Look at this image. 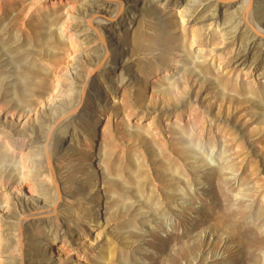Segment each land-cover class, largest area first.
Masks as SVG:
<instances>
[{
	"label": "rangeland",
	"instance_id": "1",
	"mask_svg": "<svg viewBox=\"0 0 264 264\" xmlns=\"http://www.w3.org/2000/svg\"><path fill=\"white\" fill-rule=\"evenodd\" d=\"M61 1L0 0V264H264V36L243 0L217 20V0Z\"/></svg>",
	"mask_w": 264,
	"mask_h": 264
},
{
	"label": "bare ground",
	"instance_id": "2",
	"mask_svg": "<svg viewBox=\"0 0 264 264\" xmlns=\"http://www.w3.org/2000/svg\"><path fill=\"white\" fill-rule=\"evenodd\" d=\"M103 1H104V3L106 2V0H103ZM131 1L135 4V2L137 0H131ZM163 1H164V4H169L170 3V4H177V5H179V4L183 3V2H185L186 0H163ZM232 1H235V0H232ZM61 2H63V1H61ZM120 3H121L120 1H117V2H115L113 4V6H114L113 9L115 11L114 14H113V16H115V17L117 15H119L121 13V11H122V6H121L122 4H120ZM254 3H255L254 0H243V8H244L243 11H245L246 8H248V9L246 10V12H243L242 13V16H241L242 22L239 19V21L242 23V27H243V28L242 27L241 28L247 31L248 37H250V38H251L252 35L264 36V33H259V30L260 29H263L264 30V28H262V26L260 25V23L255 19V16H253V14H254L253 9L255 8L254 7ZM70 4H71V2H70ZM224 5H228V2L226 0H217V2L214 3V5L212 7L213 14L211 16L213 19L217 20V17L219 15V9L222 6H224ZM107 11L108 10L105 9V8H99L98 9V12L93 16V24L102 25L103 23H105L107 21V19L109 18V17L106 16V12ZM98 29H100V28H98ZM249 46L248 45H245V46L239 48V52H238L237 56H238V58H241V61L243 63H245V61H247V55L249 53ZM100 61H101V59L98 58L96 60V64H98ZM72 81L74 83H76V84L79 83V80H77L74 77L72 78ZM72 85H74V84H72ZM72 88H73V86H72ZM81 97H82V100L81 99H80L81 101L78 100L76 106H83L84 105L85 96L82 95ZM86 196L87 197H85V198H87V199L90 197V196L88 197V193L86 194ZM50 201L51 202L49 204H47L45 206H40L39 208L36 207V208L32 209V211H30L29 213L25 214L24 216L25 217H28V218L29 217L30 218H33V217L35 218L37 215H44V217H45L47 214H50V213H53V212H57V209L59 208V206L61 204L60 203V199H58V200L53 199V200H50ZM85 201H87V200H85ZM87 202H89V201H87ZM46 203H48V202H46ZM92 204H93L92 203V200H90L89 205H92ZM13 207H15V205H13ZM23 221H24V218L21 219V222H23ZM14 225L16 226L15 229L18 230V231H20L21 225H19V223L17 224V222L14 223ZM48 230H49V234L51 235L52 239L55 241V244L59 248L58 252H61V251L63 252L65 250L64 245L67 244L66 241L68 240L67 239V236H66L67 234L65 235L64 232L62 234L59 233L58 230H54L53 229V226L52 225H50V227H49ZM70 234H68V235H70ZM1 244H3V243L1 242V239H0V245ZM38 247L40 248V244L38 245ZM187 256H188L187 251L180 249V250H178L177 255H173V256H170V257L172 259H174V260H177V258H186ZM200 256H201V258L204 257L203 255H200ZM25 260H26V258H25ZM188 264H190V262H188Z\"/></svg>",
	"mask_w": 264,
	"mask_h": 264
}]
</instances>
